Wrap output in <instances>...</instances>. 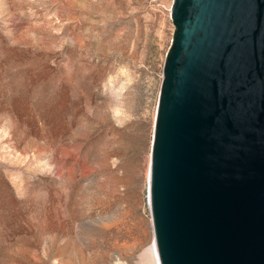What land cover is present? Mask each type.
<instances>
[{
  "label": "rangeland",
  "instance_id": "374dc122",
  "mask_svg": "<svg viewBox=\"0 0 264 264\" xmlns=\"http://www.w3.org/2000/svg\"><path fill=\"white\" fill-rule=\"evenodd\" d=\"M170 4L0 0V264H153Z\"/></svg>",
  "mask_w": 264,
  "mask_h": 264
},
{
  "label": "water",
  "instance_id": "95a60500",
  "mask_svg": "<svg viewBox=\"0 0 264 264\" xmlns=\"http://www.w3.org/2000/svg\"><path fill=\"white\" fill-rule=\"evenodd\" d=\"M149 149L159 264H264V0H171Z\"/></svg>",
  "mask_w": 264,
  "mask_h": 264
},
{
  "label": "bare ground",
  "instance_id": "6f19581e",
  "mask_svg": "<svg viewBox=\"0 0 264 264\" xmlns=\"http://www.w3.org/2000/svg\"><path fill=\"white\" fill-rule=\"evenodd\" d=\"M151 234H152V229H151ZM149 252H150L152 263L153 264H159L157 256H156V250H155V244H154V241H153V235H152L151 244L149 246Z\"/></svg>",
  "mask_w": 264,
  "mask_h": 264
}]
</instances>
